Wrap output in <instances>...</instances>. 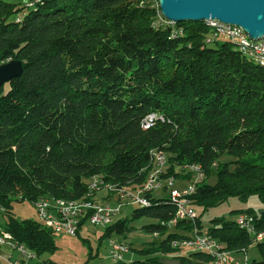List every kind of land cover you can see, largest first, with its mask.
Instances as JSON below:
<instances>
[{
  "label": "trees",
  "instance_id": "16d2710c",
  "mask_svg": "<svg viewBox=\"0 0 264 264\" xmlns=\"http://www.w3.org/2000/svg\"><path fill=\"white\" fill-rule=\"evenodd\" d=\"M159 12L156 0H40L32 8L0 0V64L23 66L20 77L0 85V207L7 218L0 232L36 259L57 250V233L18 220L14 201L86 199L94 177L138 192L156 151L167 159L163 189L104 236L126 238L135 220L149 218L156 222L141 230L158 237L136 251L142 259L114 264H167L164 256L213 264L205 252L172 246L195 227L235 255L254 245L260 257L247 264H264V237L254 242L236 219L216 217L208 227L202 220L229 198L256 196L264 205V67L228 41L207 43L212 32L205 23L154 26ZM151 114L164 120L143 129ZM184 165H200L205 176L191 196L200 214L195 224L169 226L177 209L166 183L191 180ZM234 212L253 216L264 233V210Z\"/></svg>",
  "mask_w": 264,
  "mask_h": 264
},
{
  "label": "built area",
  "instance_id": "2783aa9c",
  "mask_svg": "<svg viewBox=\"0 0 264 264\" xmlns=\"http://www.w3.org/2000/svg\"><path fill=\"white\" fill-rule=\"evenodd\" d=\"M25 4H27V8H29V6L36 5L33 4V0H29ZM215 22L218 24V31H216L215 34H209L207 43H212L213 41L218 40V35H226L227 37H242L252 42V45H256V54L264 55V38L254 41L251 40L244 30L237 25H231L230 29H223V27H219V21ZM154 26L173 28L174 22H171L163 17V25H155L154 22ZM179 31L180 30H174L172 33ZM8 62H3L0 66ZM156 121V114L149 115L142 122L143 129L151 128V125H154ZM163 153L164 152H160V155ZM165 168L166 166H161L160 168L163 169V173ZM186 170L193 174V178L190 181L185 182L183 187H177L174 179H172L171 186H167L168 195L181 201L180 215L177 221L169 222V226H174L180 221H191L195 224L197 219V214L191 207V196L195 193L196 186L204 179L205 176L204 174H201V168L198 170ZM96 183L99 182L98 179L94 177L89 182L88 187H93ZM163 187L162 178H154L152 176V178H147V188L143 192L127 193V191L124 190L113 193L112 197L115 198V200L113 202L105 201L102 207H96V211H85L84 209H79L78 207H66L65 204H36L34 206L37 211L39 222L45 227L55 229V231L59 234L77 236L80 230V225L84 221L83 220L81 223H73V216L77 213H86L93 216V224L87 225L108 227L114 223L123 206L133 205L134 207H137L138 205H144L149 202L146 195L159 192L163 189ZM95 198H97V196ZM236 223L241 229L245 230L253 237L254 234L257 233L254 224V217L249 214H240L236 218ZM192 232L193 235L189 238L174 240L172 243L183 245V253L193 252V248H201V252H205L213 258V264H234V262H241V264L248 263L249 257L247 250H243V260L239 261L232 252L227 251L225 247L213 239L207 231L201 232L197 227H195ZM0 248H7L11 251V253L19 254L21 260L14 261L12 264H25L32 259H36L35 254L29 251L26 247L18 246L17 243L6 240L5 231L0 232ZM110 248V256L114 262L123 260L124 256L130 252L129 245H118V242H114L112 239L110 240Z\"/></svg>",
  "mask_w": 264,
  "mask_h": 264
},
{
  "label": "rangeland",
  "instance_id": "374dc122",
  "mask_svg": "<svg viewBox=\"0 0 264 264\" xmlns=\"http://www.w3.org/2000/svg\"><path fill=\"white\" fill-rule=\"evenodd\" d=\"M13 2H19L24 5L29 0H11ZM221 41V40H220ZM232 160L229 157H226L225 160ZM257 164H261L260 161L256 162ZM181 167V170L184 173L192 174L184 167ZM166 170V168H165ZM164 170V172H165ZM193 175V174H192ZM193 178V176H192ZM175 184L188 182L186 179H175ZM164 181V180H163ZM190 181V180H189ZM212 183L214 180L211 181ZM156 196H160V193L156 194ZM106 191H99L97 194V199L100 203L102 202H113L115 198L112 196L107 200ZM118 199V198H116ZM191 207L196 212V214H200V209L194 207L191 201ZM133 205H125L121 209L120 214L116 219L120 218H131L132 212L134 210ZM252 209L256 214H260L264 210V205L256 196L250 197L247 201H242L237 198H229L223 204L216 208L210 209L206 212L202 220L206 227L209 226V220L216 217H224L227 220H235L236 214L234 211H246ZM12 213L18 220H32L39 221L37 217V211L32 202L29 201H14L12 203ZM6 215L4 213L3 208L0 207V229H3L6 225ZM153 219L149 218H141L135 220L131 226L135 228V230L127 235L126 238L113 235L111 238L114 242L124 243L132 245V249H130L129 254H126L123 258L124 262H129L136 259H142L140 255L136 252L143 248L144 244L151 242L157 235H151L147 232L141 230L143 225L155 223ZM106 231V227L102 226H90L86 225V227L79 233L78 236H68L65 234H56L54 237V241L57 246V250L54 253H45L41 256L40 259H32L30 260L33 264H42L43 261H51L57 264H114L113 259L110 256V240L107 236H104ZM189 236L193 235V232H187ZM154 237V238H153ZM181 251V250H180ZM182 253L184 250L181 251ZM234 254V253H233ZM20 257L19 254H15ZM235 255V254H234ZM242 255L243 254H238ZM235 255V256H238ZM249 259H258L260 257L254 245L251 246L249 253Z\"/></svg>",
  "mask_w": 264,
  "mask_h": 264
},
{
  "label": "water",
  "instance_id": "95a60500",
  "mask_svg": "<svg viewBox=\"0 0 264 264\" xmlns=\"http://www.w3.org/2000/svg\"><path fill=\"white\" fill-rule=\"evenodd\" d=\"M161 15L175 23L219 21L241 27L251 40L264 38V0H156ZM22 63L0 66V85L21 76Z\"/></svg>",
  "mask_w": 264,
  "mask_h": 264
},
{
  "label": "bare ground",
  "instance_id": "6f19581e",
  "mask_svg": "<svg viewBox=\"0 0 264 264\" xmlns=\"http://www.w3.org/2000/svg\"><path fill=\"white\" fill-rule=\"evenodd\" d=\"M39 1L40 0H33V4H36ZM25 5L27 7V4H25ZM32 7H34V6H29V8H32ZM175 24L176 23L174 22V26H175ZM205 24L211 30L212 34H215L216 31H218V24H216L215 21H206ZM155 25H163V16L161 15L160 12L158 14L157 20L155 21ZM219 27H223V29H230L231 25L219 22ZM181 33H182V31L180 30L179 32H174L173 35H178ZM218 40L228 41V42L232 43L234 45V47L239 52L253 57L255 62L258 65L264 67V55L256 54V45H252V42L248 41V39H245L242 37H227L226 35H218ZM157 120L163 121L164 119H163V117H160L157 115ZM152 126L153 125H151V127ZM152 155H153L154 168L151 171V173L149 174L148 178H152V176L154 178H161V175L163 174V169H160V168H161V166H166V162H167L166 156L164 153L160 155V152H156V151L153 152ZM184 168L189 169V170H198L199 168H201V174H204L202 171V167L200 165H187ZM97 179H98L99 183H96L95 185H93V187H88L89 193H88V197H86V199H82V200H78V201H65V200L55 199V198H51V197H49V198L43 197V198H40L39 200H37L34 205H36V204H45V205L65 204L66 207H78L79 209H84L85 211H96V207H102L104 205V203L94 201V195H93L94 193H98L99 191H106V192L110 193V195H113V193L121 192L124 190H126L127 193H137V192L129 191L127 189L119 188L115 185H111L108 183L105 184L99 178H97ZM166 184H168V186H171L172 179H169ZM162 186H164L163 180H162ZM146 188H147V183L138 192H143ZM169 199H170V202L173 205H175V207L177 209L176 216L173 219V221H177V219L180 215V211H181V201L176 200V198H174L173 196H170V195H169ZM148 205H149V202H147L144 205H138V206H148ZM83 220H86L88 224H93V216L91 214L77 213L75 216H73V223H81ZM53 230L55 231V229H53ZM55 232L57 234H59L57 231H55ZM263 237H264V233H255L254 234V242H260L263 239ZM5 239L9 240L11 242L17 243L18 246L26 247L25 245L20 244L14 240L8 238L7 236H5ZM118 245H126V244H122V243L118 242ZM172 246L174 248H178L180 250H183V245H178V243H172ZM193 251H201V248H193ZM234 263H236V262H234Z\"/></svg>",
  "mask_w": 264,
  "mask_h": 264
},
{
  "label": "crops",
  "instance_id": "0c3cea01",
  "mask_svg": "<svg viewBox=\"0 0 264 264\" xmlns=\"http://www.w3.org/2000/svg\"><path fill=\"white\" fill-rule=\"evenodd\" d=\"M185 185V182L183 183H177V187H183ZM131 253V252H130ZM16 253H11L7 248H0V259L2 261V264H12L14 261L21 260V257H18L15 255ZM129 254V253H128ZM239 261L243 260L242 255L235 256ZM162 260L167 264H176V262L172 259V256H164L162 257ZM241 263V262H240ZM25 264H33L31 261L26 262Z\"/></svg>",
  "mask_w": 264,
  "mask_h": 264
}]
</instances>
